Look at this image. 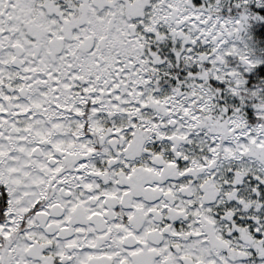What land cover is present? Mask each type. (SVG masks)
I'll use <instances>...</instances> for the list:
<instances>
[{"label":"snow or ice","instance_id":"snow-or-ice-1","mask_svg":"<svg viewBox=\"0 0 264 264\" xmlns=\"http://www.w3.org/2000/svg\"><path fill=\"white\" fill-rule=\"evenodd\" d=\"M0 264H264V0H0Z\"/></svg>","mask_w":264,"mask_h":264}]
</instances>
